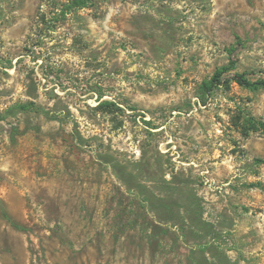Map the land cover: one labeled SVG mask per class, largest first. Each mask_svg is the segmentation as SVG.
Masks as SVG:
<instances>
[{
  "label": "rangeland",
  "instance_id": "rangeland-1",
  "mask_svg": "<svg viewBox=\"0 0 264 264\" xmlns=\"http://www.w3.org/2000/svg\"><path fill=\"white\" fill-rule=\"evenodd\" d=\"M67 2L0 0V264H264V0Z\"/></svg>",
  "mask_w": 264,
  "mask_h": 264
},
{
  "label": "trees",
  "instance_id": "trees-1",
  "mask_svg": "<svg viewBox=\"0 0 264 264\" xmlns=\"http://www.w3.org/2000/svg\"><path fill=\"white\" fill-rule=\"evenodd\" d=\"M89 1H92V0H69V2H67V4H65L64 7L62 8V12L66 13V12L72 11L73 9L84 8V7L88 6ZM230 50L232 51L233 48H231ZM235 65H236V62L232 61L231 64L226 65V66L222 67L220 70H218L213 75L211 80L204 82V86H203L204 90L207 92H211L216 87H219L220 85H222L224 83V80H223L224 74L226 72L234 69ZM232 79L235 82H237L240 86L250 88L253 90L264 88V78L252 80V79L248 78L245 73L235 72ZM30 105H31L30 103H19L16 105V109L19 111H27L30 109V107H31ZM99 106L100 107H106L108 109H113V107H115V106L119 107V106H117L116 102L108 101V100L101 102Z\"/></svg>",
  "mask_w": 264,
  "mask_h": 264
}]
</instances>
